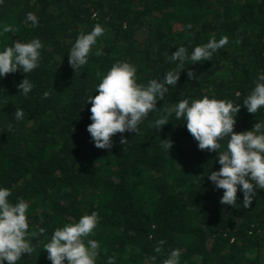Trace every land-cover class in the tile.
<instances>
[{"label":"trees","instance_id":"trees-1","mask_svg":"<svg viewBox=\"0 0 264 264\" xmlns=\"http://www.w3.org/2000/svg\"><path fill=\"white\" fill-rule=\"evenodd\" d=\"M28 12L36 27L25 22ZM95 24L104 34L73 70L72 44ZM0 25L13 29L0 36V50L13 41L42 44L38 67L26 74L34 85L26 96L17 88L21 71L0 79V187L11 190L13 203L28 204V232H36L27 237L32 253L16 264H51L44 244L54 229L92 211L99 220L86 239L99 244L96 264L109 257L113 264H163L172 249L180 250V264H264V189L247 208L239 190L236 204L223 205V189L207 179L220 167L227 138L217 153L200 150L174 113L153 128L179 100L203 96L241 103L234 132L264 121V108L251 114L242 105L264 72V0H3ZM222 36L228 43L210 60L184 63L177 85L167 86L137 134H115L107 150L93 145L85 101L114 63L134 65L137 82L147 84L176 67L169 59L176 47L190 53ZM16 108L24 112L20 121Z\"/></svg>","mask_w":264,"mask_h":264},{"label":"clouds","instance_id":"clouds-1","mask_svg":"<svg viewBox=\"0 0 264 264\" xmlns=\"http://www.w3.org/2000/svg\"><path fill=\"white\" fill-rule=\"evenodd\" d=\"M2 3L3 0H0V4ZM25 22L36 27L38 18L35 13L28 12ZM11 31V26L0 25V36ZM104 31L103 26L95 24L90 32L76 37L67 55L68 64L73 70L87 63L91 47ZM227 43L228 37L222 36L219 40L212 38L195 46L190 53L184 46L176 47L169 57L176 67L166 71L159 80L151 79L147 84L137 82V69L134 65L127 61L114 63L95 86L97 94L90 95L85 101L91 105L88 109L91 123L86 126L90 141L96 148L107 150L112 147V137L115 134H137L139 124L157 109V101L163 100L168 92L167 86L177 85L180 70L185 69L184 63L210 60L213 53ZM41 48V41L37 38L29 42L13 41L10 46L3 47L0 50V79L7 73L21 71L25 75L17 88L21 95L26 96L34 87L26 74L38 67ZM99 54L97 51L96 55ZM187 76L192 79L194 73L189 70ZM42 95L47 98L49 93L45 91ZM242 105L251 114L264 108V72L257 74L255 86L242 100ZM240 107L241 103L234 104L230 100L208 96L191 101L184 98L173 107L165 109V115L155 120L153 128L158 131L169 122L167 117L174 113L177 120H183L200 150H215L217 153L221 148L219 141L227 138L226 148L217 154L220 167L218 171H210L207 179L214 188L223 189L219 203L233 206L239 190L242 205L247 208L256 196V189H264V121L256 122L251 130L234 132L235 117ZM13 116L20 121L24 118V112L21 108H16ZM126 142L121 135L120 143ZM163 147L167 151L171 147L168 139ZM11 195L9 188L0 187V264H16L22 255L31 254L33 248L27 237L36 235V232H28V204L23 200L13 203L9 199ZM98 220V214L92 211L82 215L74 223L54 229L49 241L44 244L51 264H96L99 244L96 240L86 238L93 234ZM38 232L44 234L45 228H39ZM163 243L164 241H159L154 251L160 252L159 245ZM180 254L179 249H172L163 264H180ZM150 259L155 260V257ZM106 264H113V259L109 257Z\"/></svg>","mask_w":264,"mask_h":264}]
</instances>
